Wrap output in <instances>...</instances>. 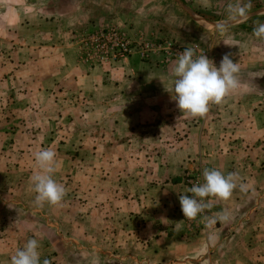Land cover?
I'll list each match as a JSON object with an SVG mask.
<instances>
[{"label":"crops","instance_id":"0c3cea01","mask_svg":"<svg viewBox=\"0 0 264 264\" xmlns=\"http://www.w3.org/2000/svg\"><path fill=\"white\" fill-rule=\"evenodd\" d=\"M26 1L13 0V20L28 27L34 10ZM69 3L59 14L69 19L63 29L57 15L43 19L42 44L27 36L13 45V61L0 58V99L9 98L8 107L0 100V194H13V209L25 211L28 226L38 225L37 212L46 233L61 237L63 249L44 255L59 264L72 254L83 264L264 263L260 99L241 85L203 118L182 116L168 91L175 63L135 56L111 67L83 63L72 30L94 27L97 7ZM42 149L56 153L54 179L66 189L57 206H36L30 190ZM205 152L211 169L238 173L248 191L215 200V216L227 210L228 222L195 229L179 194ZM72 243L75 250L65 249Z\"/></svg>","mask_w":264,"mask_h":264},{"label":"rangeland","instance_id":"374dc122","mask_svg":"<svg viewBox=\"0 0 264 264\" xmlns=\"http://www.w3.org/2000/svg\"><path fill=\"white\" fill-rule=\"evenodd\" d=\"M98 1V4L93 2L97 9L92 21L96 25L74 27L72 30V39L83 63L92 67H111L135 56L152 64H170L176 63L178 53L183 52L185 48H192L197 56L205 54L219 67L222 58L229 55L239 66L237 77L240 87L244 85L252 98H259L258 104L264 110V38H258L254 34L257 27L264 25V0ZM26 4L34 10V19L28 20V27L25 21L13 20V0H0V58L3 63L9 59L13 61V53H10L13 52V45L18 46L27 36L35 44H42V20L49 21L53 19L54 14L58 16L57 19H61L59 14L63 15L71 6L69 0H27L24 5ZM93 4L92 0H85L81 6L85 5L86 9H89L95 7ZM61 20L59 28L63 29L69 19ZM32 29L33 36L29 31ZM104 30L124 33L131 42L132 53L124 58L112 60L114 50L111 43L97 44L94 39ZM258 61L263 63L259 64ZM0 100L3 102L2 106H9L7 95L3 94ZM217 106L211 104V107ZM87 129H90V126ZM207 159L208 153L205 152L194 160L195 167L185 174L187 188L197 182H203V170L211 169ZM6 189L5 195L0 194V264H10L11 255L22 248L30 238L39 240L41 260L47 259L49 264H59L58 259L49 258L44 254H47L48 250L57 253L63 249V243L60 250L58 245L61 237L46 233L44 221L37 212H34L33 217L40 218L38 225L28 226L23 219L25 211L21 208L13 209V202H10L13 200V194L9 195L10 191ZM2 198L7 201L6 204L2 202ZM211 207L212 211L209 210L206 215L201 214L194 220L185 219L195 229L207 227L215 217V200L212 201ZM74 248V244H65V249L75 250ZM79 261L72 254L64 264H83ZM83 261L86 264H95L89 263V259Z\"/></svg>","mask_w":264,"mask_h":264},{"label":"clouds","instance_id":"9594fccd","mask_svg":"<svg viewBox=\"0 0 264 264\" xmlns=\"http://www.w3.org/2000/svg\"><path fill=\"white\" fill-rule=\"evenodd\" d=\"M258 38H264V25L254 30ZM239 66L225 55L217 67L205 54L196 55L192 48L178 53V59L172 69L173 88L168 90L182 116L203 118L211 104L221 105L225 98L240 87L237 74ZM164 84L163 80L161 79ZM174 92V95L172 94ZM36 171L30 177L31 188L36 195L34 203L38 207L45 204L57 206L66 196V189L54 179L58 168L56 153L52 149H42L34 154ZM236 172L224 174L219 169L203 170V182L193 184L184 193L179 194L181 211L186 219L194 220L212 206L213 200L227 201L234 190L248 191V185L240 181ZM239 182V183H238ZM186 193H191L189 196ZM227 210L211 219V223L228 222ZM40 242L30 238L22 248L10 257V264H49L41 260Z\"/></svg>","mask_w":264,"mask_h":264},{"label":"built area","instance_id":"2783aa9c","mask_svg":"<svg viewBox=\"0 0 264 264\" xmlns=\"http://www.w3.org/2000/svg\"><path fill=\"white\" fill-rule=\"evenodd\" d=\"M127 36L121 32V34L118 31H111L107 30L99 34L95 39V42L97 44L103 43H111V47L114 50V54L112 56V60H117L120 58H124L126 56H129L133 49L131 47V42H129V39L126 38ZM198 183V182H197ZM212 211V207L209 209H206L203 214H207L208 211Z\"/></svg>","mask_w":264,"mask_h":264}]
</instances>
